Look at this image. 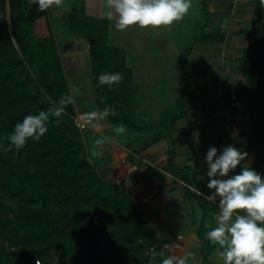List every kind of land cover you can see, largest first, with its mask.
Listing matches in <instances>:
<instances>
[{"label": "crops", "instance_id": "crops-1", "mask_svg": "<svg viewBox=\"0 0 264 264\" xmlns=\"http://www.w3.org/2000/svg\"><path fill=\"white\" fill-rule=\"evenodd\" d=\"M74 1L83 4L82 17L107 22V45L120 49L124 65L130 70L124 76L128 100L114 109L123 119L137 124L136 128L123 125L128 131L117 134L114 128L121 124L99 118L89 42L84 35H72L61 44L65 50L59 51L66 56L65 68L75 70L69 83L75 113H95L85 128L88 131L82 130L88 159L102 179L120 184L130 194L156 235L157 245L167 255L183 257L192 253L188 264H203L196 233L203 210L190 192L205 199L206 234L215 226L219 212V201L205 196L212 191L206 187L207 149L215 146L219 152L232 145L246 151L248 156L242 164L264 175V0H192L182 20L160 27L133 26L126 31L115 28V16L112 20L104 18V0ZM201 26L204 29L199 32ZM247 70L250 79L244 75ZM86 72L90 77L85 80ZM247 85H251L248 97H239L238 92ZM189 89L194 97L188 114L181 124L173 123L178 132L170 131L171 160L177 168L185 167L194 174L198 189L189 185L187 174L181 177L167 169L168 144L164 135L152 130L158 127L156 123L173 116L171 94L177 101L182 92L179 96L183 100ZM157 101L162 105L158 111ZM161 113L164 116L160 117ZM100 137L105 142L95 145ZM93 147L102 152L101 157L91 156ZM166 243L173 247L164 248ZM210 245L208 259L219 264L216 246Z\"/></svg>", "mask_w": 264, "mask_h": 264}, {"label": "trees", "instance_id": "trees-1", "mask_svg": "<svg viewBox=\"0 0 264 264\" xmlns=\"http://www.w3.org/2000/svg\"><path fill=\"white\" fill-rule=\"evenodd\" d=\"M83 8L78 3L72 6L65 25L71 35L88 39L98 112L106 106L114 109L128 100L124 76L130 70L120 49L107 45L105 20L75 19L76 11L83 12ZM50 20L48 8L39 10L35 0H0V144L4 145L0 148V264H35L37 259L47 263L53 250L57 251L55 264H159L164 257L153 259L152 253L164 251L167 256L166 251L157 245L156 235L130 194L120 184L102 179L85 156L72 103L59 118H50L40 140L29 139L19 151L5 150L8 133L24 115L47 111L62 95H70ZM183 58L184 53L185 72ZM115 71L123 76L120 83L111 88L98 86L99 74ZM244 75L250 79L249 70ZM250 88L247 85L237 95L248 97ZM193 97L190 90L185 98L188 107L179 115L186 113ZM106 119L137 127L116 111ZM172 151L169 143L167 169L177 176L187 174L189 185L198 189L194 174L172 162ZM190 193L203 210L196 230L202 261L213 264L208 259L211 245L203 224L205 199ZM4 200L17 202V208L12 210Z\"/></svg>", "mask_w": 264, "mask_h": 264}, {"label": "clouds", "instance_id": "clouds-1", "mask_svg": "<svg viewBox=\"0 0 264 264\" xmlns=\"http://www.w3.org/2000/svg\"><path fill=\"white\" fill-rule=\"evenodd\" d=\"M35 2L37 8L43 11L51 5L52 0ZM103 6L104 18L112 20L115 16V28L126 31L133 26L160 27L182 20L189 13L192 0H104ZM122 79L119 71L103 72L97 78L98 86L107 85L109 88ZM72 102L71 95H62L55 107L24 115L8 133L5 150L15 148L19 151L29 139L40 140L48 131L50 118H59ZM110 115H115V109L110 106L99 112L100 119ZM114 132L123 134L125 128L117 125ZM104 142L105 138L100 137L95 140V145ZM0 148H4V145L0 144ZM91 156L99 158L102 152L93 147ZM247 156L246 151L228 145L219 152L217 147L210 146L204 158L208 178L206 187L212 190L205 196L209 200L219 201L215 226L206 232L205 239L216 246L215 255L219 258V264H264V175L242 164ZM238 165L241 166L240 171L236 172ZM172 247L171 243L164 244L166 249ZM157 255L164 257L159 264H188V256L193 254L165 256V252L160 251L152 253L153 259Z\"/></svg>", "mask_w": 264, "mask_h": 264}, {"label": "rangeland", "instance_id": "rangeland-1", "mask_svg": "<svg viewBox=\"0 0 264 264\" xmlns=\"http://www.w3.org/2000/svg\"><path fill=\"white\" fill-rule=\"evenodd\" d=\"M76 4V2L74 1V0H59V3H57V0H52V3H51V5L48 7V10H49V13H50V16H51V18H52V21L50 20V26H51V28H52V30H53V32H54V35L56 36V40L58 41L57 43H58V45H59V50H65L63 47H62V43H65V41L66 40H68V39H71L70 37H72V35H71V33L67 30V28H66V25H65V21H66V17H68V11L69 10H71V8H72V6H74ZM6 10H7V8H6ZM80 17H82V12L80 11V10H77L76 11V13H75V19L76 20H78V19H80ZM203 27L201 26V27H199V32H202L203 31ZM201 30V31H200ZM200 34V33H199ZM264 44V43H263ZM65 55H62L61 53H60V55H59V58H60V61H61V65H62V67L63 68H65V63H66V59H65ZM70 57V56H69ZM69 59V58H68ZM71 59V58H70ZM70 59H69V61H70ZM87 62H88V60H87ZM183 64L184 65H186V58H183ZM65 73H66V78L68 79L67 81H68V85H69V83H71L72 82V76H74L75 75V70H72V69H66L65 68ZM87 73V75L84 77L85 78V80H86V78H87V76H89L90 77V75H89V73L88 72H86ZM90 73H91V69H90ZM70 81V82H69ZM165 81V80H164ZM72 84V83H71ZM162 85V84H161ZM155 88H157V86H155ZM68 89H69V94L71 95V92H72V86H68ZM178 89H181V87H178ZM188 90V89H187ZM190 90V89H189ZM43 92H44V94L45 95H47L46 94V89H44L43 88ZM182 93V92H181ZM181 93L179 94V95H181ZM105 94V93H104ZM106 95V94H105ZM177 96V95H175V96H177V99L179 100H177V101H175V100H173V96H174V94H171V96H172V99H171V101H170V103H171V106L173 107V116H171V118L169 119V120H166V119H163V121H161V122H159V124L158 123H156L157 124V126L158 127H152V130L154 131V132H157L158 130V132H159V134L161 135V136H163L164 135V138H165V141L167 142V144H172V135H170V131L172 130V133H174L175 134V129H173V123L175 122V121H177V123H179V124H181L182 123V120L183 119H185L186 118V116H187V114H188V111H186V113H183V115L181 116V115H179V111L180 110H183L185 107L187 108L188 106L186 105L185 106V100L186 99H183L182 100V98H180L181 96ZM72 96V95H71ZM159 96V95H158ZM148 97H150V96H148ZM152 97H154L155 99H157V100H159L158 99V97H157V95H156V97H155V95H152ZM180 98V99H179ZM182 100V101H181ZM74 102H72V104H73ZM169 103V104H170ZM73 106H74V104H73ZM117 105H115L114 106V108L116 107ZM144 107V106H143ZM160 108H162V105H161V103H160V101H157V105H156V110L158 111ZM190 108V107H189ZM75 109V108H74ZM137 108H136V110H134V109H132V111H133V114H135V112H137ZM188 110V109H187ZM156 111V112H157ZM162 111H163V109H162ZM155 113V112H154ZM154 113H152V115L154 114ZM176 114V115H175ZM78 115L79 114H76L75 113V116H74V121H75V123L77 124V120H78ZM161 116H164V113H161V115H160V117ZM153 116H151V118H152ZM136 118H138V117H136ZM135 118V119H136ZM153 118H155L156 119V117H153ZM91 120H93V118H90V120H89V122L91 121ZM157 120V119H156ZM151 121V120H150ZM88 122V123H89ZM88 123L86 124V126L83 128V129H85L86 127H87V125H88ZM78 126V125H77ZM150 127L149 128H151V126L152 125H149ZM83 129H80L79 128V130H80V132H81V138L83 137V135H82V130ZM126 129V128H125ZM127 130V129H126ZM175 130V131H174ZM85 132H87L88 130H84ZM128 131V130H127ZM174 131V132H173ZM133 133H135V131H132ZM176 132H178V131H176ZM83 140V139H82ZM83 144H84V142H83ZM84 147H85V156L87 157V159H88V157H89V152H87V150H86V146H85V144H84ZM89 160V159H88ZM89 162H90V160H89ZM4 202H5V204L6 205H11V207H12V210H15L16 208H17V205H18V203L17 202H11V201H9V200H4ZM6 215H9V213H6ZM2 216V215H1ZM0 241H1V239H0ZM52 253H53V258H52V260H55V258H56V254H57V251L56 250H53L52 251Z\"/></svg>", "mask_w": 264, "mask_h": 264}, {"label": "built area", "instance_id": "built-area-1", "mask_svg": "<svg viewBox=\"0 0 264 264\" xmlns=\"http://www.w3.org/2000/svg\"><path fill=\"white\" fill-rule=\"evenodd\" d=\"M95 113L93 112H87V113H81L78 115L77 125L80 129H83L86 124L89 122L90 118H94ZM35 264H55L54 260H51L47 263L37 259L35 260Z\"/></svg>", "mask_w": 264, "mask_h": 264}]
</instances>
